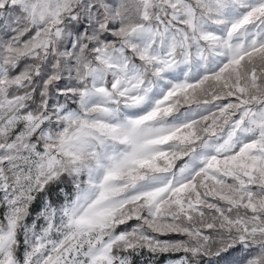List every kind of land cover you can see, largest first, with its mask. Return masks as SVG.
Wrapping results in <instances>:
<instances>
[{"label":"snow or ice","instance_id":"6c2138e0","mask_svg":"<svg viewBox=\"0 0 264 264\" xmlns=\"http://www.w3.org/2000/svg\"><path fill=\"white\" fill-rule=\"evenodd\" d=\"M264 264V0H0V264Z\"/></svg>","mask_w":264,"mask_h":264},{"label":"trees","instance_id":"16d2710c","mask_svg":"<svg viewBox=\"0 0 264 264\" xmlns=\"http://www.w3.org/2000/svg\"><path fill=\"white\" fill-rule=\"evenodd\" d=\"M161 263H163V260L161 261Z\"/></svg>","mask_w":264,"mask_h":264},{"label":"rangeland","instance_id":"374dc122","mask_svg":"<svg viewBox=\"0 0 264 264\" xmlns=\"http://www.w3.org/2000/svg\"><path fill=\"white\" fill-rule=\"evenodd\" d=\"M161 264H164V262H163V263H161Z\"/></svg>","mask_w":264,"mask_h":264}]
</instances>
